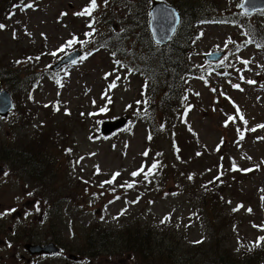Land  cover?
<instances>
[{
  "label": "rangeland",
  "instance_id": "rangeland-1",
  "mask_svg": "<svg viewBox=\"0 0 264 264\" xmlns=\"http://www.w3.org/2000/svg\"><path fill=\"white\" fill-rule=\"evenodd\" d=\"M22 1L32 7L13 8L20 0H0V24L5 25L0 29V70L7 72L0 76V91L13 86L16 76L28 79V83H21L15 113L8 119H0V166H9L11 170L8 177L0 173V205L25 207L28 214L49 212L52 208L59 212L57 226L47 228L46 223L44 234L58 233L76 246L86 245L88 234L100 227L119 232L132 221L138 227L151 225L155 233L165 237L163 242L176 258L183 254L182 259H186L190 245L209 232L204 226L211 219L206 216L194 219L196 210L202 208L193 200L210 182L215 186L214 198L221 212L229 218L226 243L236 254L233 262H240L255 249L263 251L264 243L259 238L264 237V139H260L264 137V128L258 126L264 125V50L244 45L249 40L244 26L248 23L264 26V16L255 14L247 18L239 10L242 0H163L188 16L197 14L201 20L195 27L196 35L198 30L201 35L193 42L189 57L193 67L205 68L203 57L212 51H225L228 60L236 59L241 66L227 78L212 74L207 83L187 80L184 103L195 107L184 121L177 111L169 122L160 106L164 95L162 84L154 92L149 91V82L141 74L149 43L145 46L139 41L142 36L139 28L141 16L153 0H107V3L97 0L91 19L76 15L89 6L90 0ZM222 14L236 18L237 23L213 24L211 17ZM74 39L77 42L66 52L80 48L88 54L98 45H105V49L63 69L58 76L61 87L48 76L50 66L61 56L53 52ZM241 45L244 46L238 47ZM236 47L241 51L235 50ZM243 61L249 63L245 65ZM129 67L139 73H132ZM38 75L44 77L31 93L29 89ZM250 80L255 83H248ZM112 83L116 87L110 89ZM98 109L102 113L97 115ZM145 114L151 128L147 120H142ZM120 117H127L129 125L118 134L104 137L100 131L102 122ZM229 117H236L235 122L229 121ZM6 147L30 153L45 150L48 157L56 159L58 165L51 167L57 171L53 198H49L52 207L47 200L35 199L32 191L39 182L22 179L29 166L14 164L20 157L5 153ZM178 148L183 158L188 154L189 166L174 164ZM145 150L150 151L148 156L144 155ZM201 151L204 156L190 163L189 158ZM163 158L167 161L160 164ZM221 159H225L223 174L219 172L217 177L222 174L221 177L213 182L211 177L218 173ZM154 160L159 161L152 170L154 175H148L147 179L132 175L142 166L147 172ZM234 161L240 169L254 170L250 174L234 171ZM210 170L214 173L206 177ZM115 173L119 175L114 177ZM156 177L166 182L163 188L157 187ZM138 178H142L141 183ZM41 193L48 198L45 192ZM240 205L243 207L234 211ZM27 222L30 224L31 220ZM113 245H119L117 238L113 239ZM96 259L88 261L133 264L128 253L103 252ZM155 263L160 264L137 261V264ZM192 264L198 263L193 260Z\"/></svg>",
  "mask_w": 264,
  "mask_h": 264
},
{
  "label": "trees",
  "instance_id": "trees-1",
  "mask_svg": "<svg viewBox=\"0 0 264 264\" xmlns=\"http://www.w3.org/2000/svg\"><path fill=\"white\" fill-rule=\"evenodd\" d=\"M22 2L23 1L20 0V3ZM20 3L14 4L13 8H15L16 5H19ZM148 11L149 5L146 6L144 16H141L142 19L139 28L142 35L139 38V41L143 42L145 46H148L149 43L147 62L141 74L149 82V91L152 90L154 92V90L157 89L160 84H162L164 95L160 102V106L163 109L164 117L169 119V122H171V118L178 111L183 118L182 121H184L185 116L193 107H195L194 104L184 103L183 88L187 80L196 78L207 83L212 74H219L227 78V76L233 75L234 71L238 70V68L241 66L238 60H228V58H226L221 64L205 63V68L193 67L189 62V57L192 51L193 42H195V40L198 39V36L201 35L200 30H198L197 35L195 32V27L198 26V22L201 21L199 20L198 15L190 14L188 16L184 11H182V22L175 37L166 46H159L153 42L149 32ZM7 13L8 11L6 12V15ZM222 15L223 16L211 17L213 24L226 25L237 23L236 18H230L228 15L224 14ZM91 17L92 15L87 16V18ZM186 20L189 21L187 25H185ZM244 28L247 35L249 36V39L253 41L252 43L246 42L244 45H254L257 49H263L264 47H257V44L264 45V26L259 23H248L245 24ZM244 45L238 47L241 48ZM101 46L105 49V45ZM238 47H236L235 50H238ZM120 50L121 49H119V51ZM6 73V71L0 70V76H4ZM20 76H16V78H18L17 81L15 84H13V86L10 87L13 96L18 100H20L19 90L22 88L21 83L24 84L26 81L24 77ZM176 92L177 95L175 97ZM188 100L189 97L186 99V101L188 102ZM142 120H147V126L151 128V122L147 114L142 116ZM149 137H151L150 133ZM55 139L58 140V137ZM44 148H47L46 136L44 138ZM3 151L8 155L17 154L20 158L17 160L15 159L13 163H23L28 165L29 168L25 170V177H28L33 182H39V184H37L38 187L47 194L48 198H53V188L46 182L52 181L55 178V173L50 172L49 170V166H55L56 164L54 158L48 157V154L45 150H41L37 153H30L25 149L24 151L17 149L8 150L6 147V149ZM145 152H147L146 156H148L150 151L145 150L144 153ZM181 153L182 150L180 148H178V151L174 153L178 159L177 161H174V164L189 166L187 161L188 154L183 158ZM204 154L201 151L198 155L189 158L190 163H192L194 159L202 158ZM166 161L167 159L163 158L160 164L166 163ZM154 163H159V161L154 160L151 164H149L146 170L147 172ZM233 163L238 169H240V166L235 161ZM223 164H225V159H221V161H219L217 174L212 175L214 170H210L206 177L211 174L212 181H217L218 179H216V177L219 172L222 173L221 169ZM142 168L145 172V166H142L140 169ZM250 169L251 171H249V174L254 170H252V167ZM144 172H141V174L138 176L143 177ZM149 175L154 174L151 172ZM236 175L246 177L245 174ZM203 176L205 175L203 174ZM141 179L142 178H138L139 183H141ZM203 179L205 178L203 177ZM155 183L157 184L158 188H163L166 184V182H161L157 177L155 179ZM210 185L211 183L209 182V186L197 193L196 200H193L194 204L196 202L202 208V210H196L197 216L194 219L198 217L199 220H201L202 218H205V216L209 217V219H211L210 223L204 226L209 230V232L208 235L197 240L201 241L200 243L195 242L194 244L190 245L187 254H185L188 256L186 259H182V257H185L183 254H180V256L176 258L171 248H168L165 242H163L165 237H162V234L159 232L155 233L153 231V229H155L154 227H151V225L145 228L142 226L138 227L134 221L127 224L123 231L115 232L108 228L100 227L99 231H96V234L95 232L88 234L90 244L88 251L90 256L95 258L103 251H107L115 252L116 254L121 255L128 253L133 258V264H137V261H152V263L157 261L160 264H192L193 260L198 264H235L233 261L235 260L236 254H233V251L227 247L226 243L228 240L227 221L229 218L221 212L220 205L214 198L215 186ZM47 188L52 189L50 191H45ZM201 214L202 216H200ZM189 224L193 225V220L189 221ZM114 238L118 239V246L113 245ZM263 260L264 248L263 251L260 248L245 254L241 261L237 262L236 264H262Z\"/></svg>",
  "mask_w": 264,
  "mask_h": 264
},
{
  "label": "flooded vegetation",
  "instance_id": "flooded-vegetation-1",
  "mask_svg": "<svg viewBox=\"0 0 264 264\" xmlns=\"http://www.w3.org/2000/svg\"><path fill=\"white\" fill-rule=\"evenodd\" d=\"M1 172L3 176L8 177L11 170L9 166L4 165L0 166ZM22 179L33 182L28 177ZM40 189L37 186L32 191L35 199L40 198L43 202L47 200V205L52 207V202L42 195L43 190ZM11 209L16 211L0 217V264H96L88 261L89 258L97 260L96 257H91L88 251V237L86 245L76 246L63 240L58 233L44 234L46 223L47 228L57 226L59 212L50 208L49 212L28 214L25 207L0 205V213ZM28 220H31L30 224ZM28 227H33V230L28 231ZM96 231L99 230H95V234Z\"/></svg>",
  "mask_w": 264,
  "mask_h": 264
},
{
  "label": "water",
  "instance_id": "water-1",
  "mask_svg": "<svg viewBox=\"0 0 264 264\" xmlns=\"http://www.w3.org/2000/svg\"><path fill=\"white\" fill-rule=\"evenodd\" d=\"M244 2V0H243ZM242 2V3H243ZM248 9V14L246 16H252L256 12H261L264 10V0H252V3L246 5ZM241 11L245 13V9L239 7ZM168 11V12H167ZM180 14L179 12L163 1H156L153 3L151 9V19H150V31L153 40L159 45H166L174 37L179 24H180ZM82 56L80 52H74L70 56L61 60L53 69H58L66 63L72 62V60H77ZM225 56V52H213L204 56V59L208 62H219ZM14 103L10 92L4 90L0 93V116L7 117L10 111L13 109ZM127 120L119 119L113 122H104L102 125V131L104 134L109 135L115 130L125 126Z\"/></svg>",
  "mask_w": 264,
  "mask_h": 264
},
{
  "label": "snow or ice",
  "instance_id": "snow-or-ice-1",
  "mask_svg": "<svg viewBox=\"0 0 264 264\" xmlns=\"http://www.w3.org/2000/svg\"><path fill=\"white\" fill-rule=\"evenodd\" d=\"M105 3H107V0H105ZM250 3H252V0H244V2L243 3H241L240 5H239V7H241V8H243V9H245V14H248V9H247V7H246V5H248V4H250ZM24 7H32V5L31 4H28V5H24ZM97 8V0H90V4H89V6L88 7H86L85 9H83L81 12H79V13H77L76 15H80V16H85V15H87V16H91L92 15V12L95 10ZM261 12H262V14H264V10H261ZM66 15V14H65ZM92 25L91 24H89V27H91ZM3 28H5V25H3V24H0V29H3ZM86 35H89V36H91V33H86ZM75 42H77L75 39L73 40V41H68V42H66V45H64V46H62V48L60 49V51L61 52H63V51H65V49L66 48H68V47H70L73 43H75ZM253 41L251 40V39H249L248 41H247V43H252ZM82 43V42H81ZM157 43H159V41H157ZM257 47H264V45H261V44H257ZM90 54V53H89ZM53 55H56V53H53ZM69 56L71 55L70 53L68 54ZM87 58V55L85 56V57H82V59H86ZM31 59V58H30ZM37 59H39V57H37ZM72 63L73 64H75V63H77V61H75V60H72ZM117 63L119 64V61H117ZM243 63L245 64V65H247L248 63H249V61H243ZM107 75H111V74H107ZM107 78V77H106ZM248 83H250V84H253V83H255V81H247ZM58 83H59V81H58ZM63 85L61 84V87H62ZM234 87H236V88H239L240 86L239 85H233ZM116 87V84L115 83H112L111 85H109V88L111 89V88H115ZM242 90V89H241ZM213 91H215V89H213ZM197 95H199L198 93H197ZM139 103V102H138ZM47 106V105H46ZM56 110L57 111H59V106L57 105L56 106ZM105 111L107 110V109H104ZM237 111L239 112V109H238V106H237ZM66 114H69L70 115V113H66ZM240 119H243V116L241 115L240 116ZM235 120H236V117H229V121H231V122H235ZM244 123H245V125L247 124V121H244ZM228 126V122L226 121L225 122V127H227ZM258 127H260V128H264V125H259ZM246 131H255L256 129L255 128H252V129H245ZM239 131V130H238ZM149 138H151V137H149ZM244 137H243V134L241 133V136H240V139H243ZM260 139H264V137H260ZM219 147V146H218ZM69 151H71L70 149H69ZM144 155H147V152H145L144 153ZM155 168H157V164L156 163H154L152 166H151V168L148 170V172H144V170H143V168L142 169H140V170H138L137 172H133L132 173V175L135 177V176H138V175H140L141 174V172H144V176H145V178L147 179V177H148V175L152 172V170L153 169H155ZM232 170H240V171H251V169H238L237 168V166L234 164L233 165V169ZM97 171H99V168H98V166H97ZM119 175V173H115L114 174V177L115 176H118ZM191 178V177H190ZM217 179H219V177H217ZM113 181H106L105 183H112ZM127 187H129V188H131V187H133V184H127ZM117 199H118V197H117ZM262 199H264V198H262ZM240 207H243V205H240V206H238L236 209H234V211H238L239 210V208ZM14 211H16L15 209H11V210H8L7 212H4V213H0V217H2V216H4V215H7V214H9V212H14ZM248 211L249 212H251V209H248ZM167 219V218H166ZM255 226V225H254ZM258 227V226H257ZM262 230H264V229H262ZM259 240L260 241H264V237H260L259 238ZM201 241H196V243H200Z\"/></svg>",
  "mask_w": 264,
  "mask_h": 264
}]
</instances>
